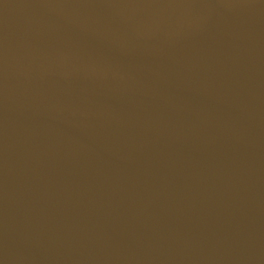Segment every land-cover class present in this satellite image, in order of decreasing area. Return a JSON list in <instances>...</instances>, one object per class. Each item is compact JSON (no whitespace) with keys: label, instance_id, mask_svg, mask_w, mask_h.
<instances>
[{"label":"water","instance_id":"1","mask_svg":"<svg viewBox=\"0 0 264 264\" xmlns=\"http://www.w3.org/2000/svg\"><path fill=\"white\" fill-rule=\"evenodd\" d=\"M0 264H264V0H0Z\"/></svg>","mask_w":264,"mask_h":264}]
</instances>
